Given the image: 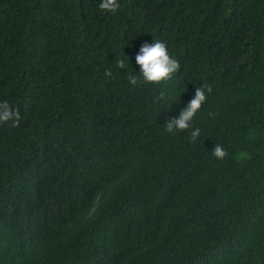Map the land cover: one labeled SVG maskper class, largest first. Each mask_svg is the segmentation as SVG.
<instances>
[{
  "label": "trees",
  "instance_id": "trees-1",
  "mask_svg": "<svg viewBox=\"0 0 264 264\" xmlns=\"http://www.w3.org/2000/svg\"><path fill=\"white\" fill-rule=\"evenodd\" d=\"M100 2L0 0V264H264V0Z\"/></svg>",
  "mask_w": 264,
  "mask_h": 264
},
{
  "label": "clouds",
  "instance_id": "clouds-1",
  "mask_svg": "<svg viewBox=\"0 0 264 264\" xmlns=\"http://www.w3.org/2000/svg\"><path fill=\"white\" fill-rule=\"evenodd\" d=\"M121 7L120 0H101L98 5L101 11L111 14L117 13ZM135 59L141 72L139 77L132 73H128L127 80L133 86L138 83V79H142L145 83L149 84L162 83L170 79L172 75L180 69L179 62L169 54L166 44L160 41H156L152 44H143ZM116 66L124 69L127 68L128 65L125 59H118L116 61ZM105 76L111 78L112 71H106ZM205 89L209 94L212 92L210 85L197 88L193 99L180 113L179 117L166 123L167 132L173 133L175 131H184L188 129L190 121L195 117L196 113L207 100ZM21 119L22 117L19 109H13L7 102H0V125L11 122L12 127H18ZM190 135L191 139L195 141L200 135V129H194ZM213 155L218 159H223L227 155V152L222 146L216 145L213 149Z\"/></svg>",
  "mask_w": 264,
  "mask_h": 264
}]
</instances>
